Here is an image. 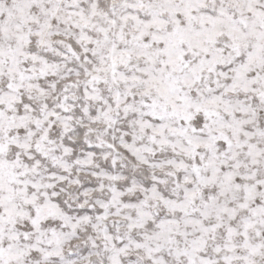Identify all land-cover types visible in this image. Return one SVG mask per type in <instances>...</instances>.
<instances>
[{
  "label": "snow or ice",
  "instance_id": "6c2138e0",
  "mask_svg": "<svg viewBox=\"0 0 264 264\" xmlns=\"http://www.w3.org/2000/svg\"><path fill=\"white\" fill-rule=\"evenodd\" d=\"M0 264H264V0H0Z\"/></svg>",
  "mask_w": 264,
  "mask_h": 264
}]
</instances>
